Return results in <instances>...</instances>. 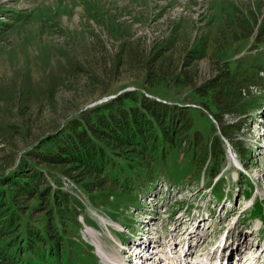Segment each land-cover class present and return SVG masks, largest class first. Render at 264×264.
<instances>
[{"label":"rangeland","instance_id":"1","mask_svg":"<svg viewBox=\"0 0 264 264\" xmlns=\"http://www.w3.org/2000/svg\"><path fill=\"white\" fill-rule=\"evenodd\" d=\"M216 79L218 120L195 94ZM135 90L170 134L145 127L104 181L37 153ZM262 132L264 0H0V264L263 263Z\"/></svg>","mask_w":264,"mask_h":264},{"label":"trees","instance_id":"2","mask_svg":"<svg viewBox=\"0 0 264 264\" xmlns=\"http://www.w3.org/2000/svg\"><path fill=\"white\" fill-rule=\"evenodd\" d=\"M202 44H199L201 49ZM226 75L227 79L233 82L235 72L230 70ZM143 80H145L144 85L155 82L150 69H145ZM173 83L186 84L180 77ZM203 87L195 91V94L199 99L206 101L207 107L213 113V118L218 120L217 115L224 110L220 99L225 88L218 79ZM229 98L226 100L229 101ZM226 105L238 104L230 102ZM171 113L173 110L170 106L148 99L139 90L125 92L114 100L106 101L83 112L81 116L74 119L71 126L43 141L37 153L41 155L44 162L57 165L75 164L78 168L89 170L97 178L100 176L104 181L102 174L109 167L110 159H112L110 154L116 153L127 159L123 154L125 151L128 152V149L139 153L135 147L139 144L140 137H144L145 133L142 130L146 131L145 127L150 128L155 139H157L156 129H165V134H170L165 122L173 116ZM236 113L241 115L240 112ZM216 141L219 142V138ZM116 149L119 153L114 152ZM210 156L217 157V154L215 152L212 154L211 151ZM2 202L7 206V195L2 197ZM16 223L19 221L17 220ZM12 247L14 246L11 245L10 248Z\"/></svg>","mask_w":264,"mask_h":264},{"label":"bare ground","instance_id":"3","mask_svg":"<svg viewBox=\"0 0 264 264\" xmlns=\"http://www.w3.org/2000/svg\"><path fill=\"white\" fill-rule=\"evenodd\" d=\"M261 137H264V132H262V134H261ZM247 241V240H246ZM149 246V245H148ZM263 253V252H262ZM168 255V254H167ZM237 255H239L238 253H237ZM150 256V254H148V257ZM116 257V256H115ZM223 258H226V260L228 261L229 260V256H226V255H223V256H220V260L221 259H223ZM239 258L241 259V257H240V255H239ZM161 259L162 258H159V261H161ZM240 259H239V261H238V264H242V262L240 261ZM107 260L109 261H114L115 263H118V264H122L121 263V261H119V260H117V259H115V258H112V257H109V258H107ZM163 260H165V261H167L168 263H170V264H174L176 261H175V258L173 259L172 257L171 258H169V257H164L163 258ZM225 260V261H226ZM250 260V259H249ZM246 261H247V259H245V263H246ZM256 261V260H255ZM221 264V263H220ZM249 264H251V263H249Z\"/></svg>","mask_w":264,"mask_h":264}]
</instances>
